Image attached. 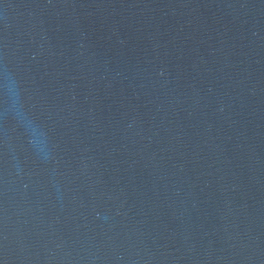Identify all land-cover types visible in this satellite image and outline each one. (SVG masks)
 <instances>
[{"label": "water", "instance_id": "1", "mask_svg": "<svg viewBox=\"0 0 264 264\" xmlns=\"http://www.w3.org/2000/svg\"><path fill=\"white\" fill-rule=\"evenodd\" d=\"M0 264H264V0H0Z\"/></svg>", "mask_w": 264, "mask_h": 264}]
</instances>
